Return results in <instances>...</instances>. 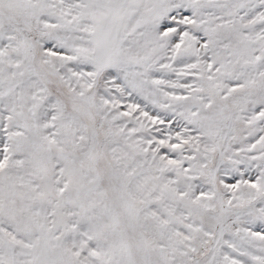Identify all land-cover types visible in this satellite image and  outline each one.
I'll return each instance as SVG.
<instances>
[{
	"label": "snow or ice",
	"instance_id": "obj_1",
	"mask_svg": "<svg viewBox=\"0 0 264 264\" xmlns=\"http://www.w3.org/2000/svg\"><path fill=\"white\" fill-rule=\"evenodd\" d=\"M0 264H264V0H0Z\"/></svg>",
	"mask_w": 264,
	"mask_h": 264
}]
</instances>
